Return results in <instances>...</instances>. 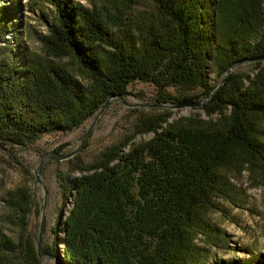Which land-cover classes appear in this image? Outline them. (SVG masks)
Returning <instances> with one entry per match:
<instances>
[{
  "label": "trees",
  "instance_id": "obj_1",
  "mask_svg": "<svg viewBox=\"0 0 264 264\" xmlns=\"http://www.w3.org/2000/svg\"><path fill=\"white\" fill-rule=\"evenodd\" d=\"M133 1L47 0L53 13L41 52L26 51L15 35L16 7L0 6L1 145L72 131L136 81L153 83L162 103L197 102L191 92L205 98L217 87L208 83L209 66L222 77L249 61L251 73L231 72L195 108L205 117L153 108L92 163L59 173L72 207L57 215L47 252L61 245L63 264H264L262 253L210 259L227 245L211 216L231 202V177L264 169V0H152L156 13L132 26L119 13ZM9 203L7 218L25 226L28 195L15 192ZM20 251L0 226V264H41L33 248L24 260L9 259Z\"/></svg>",
  "mask_w": 264,
  "mask_h": 264
},
{
  "label": "rangeland",
  "instance_id": "obj_2",
  "mask_svg": "<svg viewBox=\"0 0 264 264\" xmlns=\"http://www.w3.org/2000/svg\"><path fill=\"white\" fill-rule=\"evenodd\" d=\"M86 6H92L95 2L100 7L105 0H78ZM7 4L15 6L18 12L14 26L16 34L20 38V44L28 52H41L42 45L39 36L48 31L49 20L52 17L53 6L47 0H3L0 6ZM104 9V8H103ZM119 15L124 22L132 25L134 21L146 15L156 13V7L152 0H134L121 7ZM105 10V9H104ZM103 10V11H104ZM117 14V9L110 8ZM106 12V10H105ZM123 22V23H124ZM7 32L6 38L12 48H16V40ZM4 45V43H2ZM235 70L251 73L249 63L241 64ZM208 83L218 86L223 76H219L209 66ZM168 93L177 95L175 88L170 87ZM198 94L203 100L200 91L191 92ZM163 102L159 90L150 82L136 81L128 86V94L121 99H112L102 115L94 125L85 144L72 157L66 160H56L45 157L54 153L61 146L59 154H68L81 144L88 127L95 116L90 117L80 127L67 132L45 134L35 143L24 146H11L0 144V226H2L15 242L21 244V251L9 255L13 262L27 258L29 249L38 255V235L44 216V234L42 239L43 257H39L41 264H61L63 248L59 245L57 251L51 253L47 249L54 245L52 226L56 223L58 214L64 217L72 207V200L65 202L60 186L59 173L69 172L76 165H88L97 158L101 151L108 145L120 141L127 133L133 130V126L143 112H148L153 107L143 104ZM181 103L171 100L167 104ZM173 117L187 116L191 113H204L193 107L171 108ZM147 134L144 138H149ZM140 136L135 138L136 141ZM37 172L40 182L38 181ZM76 170L70 173V177L80 174ZM235 188L231 194V202L222 204V211L214 212L211 216L216 226L224 231L227 237V245L213 248L210 259L232 260L248 259L251 254H264V169L243 168L231 177ZM15 192H24L28 195V213L26 224L21 226L12 223L7 216L14 214L9 200ZM59 237L63 234L60 232ZM201 244H203L201 242Z\"/></svg>",
  "mask_w": 264,
  "mask_h": 264
},
{
  "label": "water",
  "instance_id": "obj_3",
  "mask_svg": "<svg viewBox=\"0 0 264 264\" xmlns=\"http://www.w3.org/2000/svg\"><path fill=\"white\" fill-rule=\"evenodd\" d=\"M260 59L261 60H264V57H262ZM247 62H249V61L237 63L232 68H230L224 74L221 83L216 87V89L212 93H210L207 97H205L203 100H201L199 102H181V103H175V104H167V103H159L158 102V103H147V104H143V105L144 106H147V107H153V108H169V109H171V108H182V107H193V108L201 107V106H203V104L205 102H207L212 97V95L216 91H218L224 85V83L226 82L227 76L231 72H233L241 64H244V63H247ZM112 99H121V100H123V96L111 95V96L108 97L107 101L102 105V107L100 108V110L97 112L94 120L92 121V123L88 127V129H87V131H86L83 139L81 140V144L78 146V148H76L74 151H72V152H70L68 154H55V153H50V154L45 155L42 158V160L40 161V164L38 166V170H40L41 164H42L43 159L45 157H51V158L56 159V160H66V159H69L70 157H72L75 153H77L78 150L85 144L86 140L89 138V136L91 134V131H92L94 125L96 124L97 120L102 115V113L107 108V106L109 105V103H110V101ZM37 177H38V181L40 182L38 172H37ZM43 234H44V216H43V219H42V222H41L40 232H39V235H38V255H39L40 258L44 256V252L42 250ZM60 260H61V258H60ZM60 262H61V264H63L62 263V260Z\"/></svg>",
  "mask_w": 264,
  "mask_h": 264
}]
</instances>
